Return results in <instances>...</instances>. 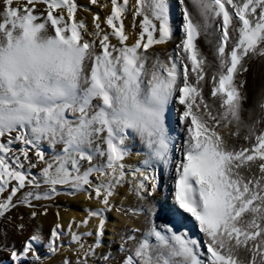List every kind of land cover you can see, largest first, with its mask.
<instances>
[{"label":"snow or ice","instance_id":"6c2138e0","mask_svg":"<svg viewBox=\"0 0 264 264\" xmlns=\"http://www.w3.org/2000/svg\"><path fill=\"white\" fill-rule=\"evenodd\" d=\"M253 62L264 0H0L9 264H264V88L247 109L242 94ZM62 194L95 207L9 242ZM110 212L132 225L115 254L97 251Z\"/></svg>","mask_w":264,"mask_h":264},{"label":"bare ground","instance_id":"6f19581e","mask_svg":"<svg viewBox=\"0 0 264 264\" xmlns=\"http://www.w3.org/2000/svg\"><path fill=\"white\" fill-rule=\"evenodd\" d=\"M131 2H132V0H130V3ZM77 3L80 5H88L89 0H77ZM89 7L91 8V11H84L81 9L78 13V18H82L88 24H91L92 14L93 13H99V12L95 9L96 8L95 6H89ZM109 10H110V6H109V8H106V9H103V11H100L99 14H100L101 19L104 18V16L108 13ZM175 19L178 21L179 17H176ZM129 21H130V17L125 20L126 28H128L130 26ZM157 47L160 49H163L165 46H157ZM250 69L253 70V72H250L249 71ZM249 70L242 77L245 80V85L243 87H246V84H247L246 88H250L253 86L254 87L251 89L252 92L250 91V95H249L250 102L248 105H246L245 109L253 106V102H254L255 97L258 95L260 90L262 88H264V66L260 65L259 63L253 62L250 64ZM245 78H247V80ZM253 79H254V81L252 82ZM246 96H248V95H246ZM140 148H141V146L139 145L138 142H136L132 145V152H131V155L129 158L130 162H135V161H138L140 159V157L135 154L136 151L140 150ZM35 171H36V169H33V172H35ZM165 194H166V189L164 188V183L162 182L161 192L158 193L157 195L159 196V198L161 200H163V196ZM44 203L49 204V209H48L47 215L39 216L36 219L28 222L29 223V230L27 231V233L30 234V232L32 230V226L35 225V226H38L45 235H47L50 232V229L54 226V224L56 222L55 213L57 211H59V213H60L61 223L66 226L67 223L73 217H75L77 220L83 218V216L85 214L84 210L87 207H95V202L94 201H86L83 198L82 194H77L75 196H69V195H63L62 194V195L56 197L53 201L44 202ZM23 211H24V209H23ZM162 218H164V214H162ZM95 223H96L95 220L90 221L89 226L91 227ZM128 225H130V223H128L124 218L118 216L115 212L108 213L107 214V226H106L105 231H104V237L106 236V238H103L104 244L106 247L105 248H99V249H97V251L98 252H104L110 248L112 253L115 254L119 244L116 246L112 245L111 244V238L114 237L115 238L114 240H118L119 235H117V233L119 232V230H121L125 226L128 227ZM186 230H191L193 235L196 234V230L191 229L190 224L187 225ZM89 238L92 239L91 237H89Z\"/></svg>","mask_w":264,"mask_h":264},{"label":"rangeland","instance_id":"374dc122","mask_svg":"<svg viewBox=\"0 0 264 264\" xmlns=\"http://www.w3.org/2000/svg\"><path fill=\"white\" fill-rule=\"evenodd\" d=\"M102 3H106L107 0H101ZM110 6V5H109ZM99 13L100 11H103V9H100L98 7L95 8ZM250 72H253V70H249ZM247 80V78H245ZM245 81V80H244ZM254 81V79L252 80V82ZM247 83V82H246ZM245 85V83H244ZM246 87H247V84H246ZM246 87H243L242 89V94L246 97V99L243 101V107L245 108L246 105L249 104L250 102V91L251 89L254 87H250V88H246ZM252 92V91H251ZM248 95V96H246ZM248 99V100H247ZM248 101V102H247ZM21 211H23V209H21ZM132 225H128V227H131ZM4 227V221L3 220H0V228ZM29 233L25 232L23 236H18L16 235L15 231L14 230H9L8 232V239H9V242L10 243H14L15 246L17 248L20 247L22 241L28 236ZM118 235V234H117ZM114 236V235H113ZM103 238H106V236ZM115 238L112 237L111 238V244L112 245H118L119 244V239L118 240H114ZM92 239L88 238V241L91 242ZM110 246V245H109ZM105 244H104V239L102 241V247L101 248H105ZM39 251L41 252V254H43L44 252V249L43 248H40ZM61 260V255L60 254H57L55 257L52 258V261H51V264H58V262ZM0 264H9V256H8V253L2 249H0Z\"/></svg>","mask_w":264,"mask_h":264}]
</instances>
